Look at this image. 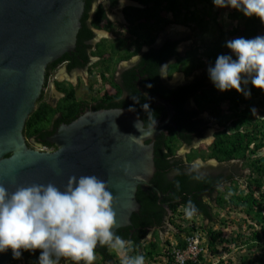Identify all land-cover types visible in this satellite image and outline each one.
Listing matches in <instances>:
<instances>
[{
  "label": "trees",
  "instance_id": "trees-1",
  "mask_svg": "<svg viewBox=\"0 0 264 264\" xmlns=\"http://www.w3.org/2000/svg\"><path fill=\"white\" fill-rule=\"evenodd\" d=\"M90 1H86L78 35L79 58L71 61L70 70L85 66L84 62L89 56L83 39L94 35L88 21L92 9ZM133 1L140 4L125 8L124 15L129 25L122 27L135 39V50H124L128 42L124 32L119 40H105L93 51L95 55L104 57L109 53L108 48L114 54L116 51V56L102 59V66L97 70L103 80H108L114 76L116 64L121 60H130L143 47L152 46L143 57L144 70L142 63L133 66L123 73L118 84L113 82L119 88L118 92L128 90L129 101L121 100L118 92L108 99V96H103V103L107 102L108 106L100 102L102 98L94 95L81 100L77 97L76 87L56 81L64 96L52 106L44 90L37 109L26 123L25 135L28 140L35 139L44 146L55 148L47 137L60 122L74 120L82 107L89 104L97 109L127 107L143 119L145 126H150L157 119L166 118L167 112L141 91L144 89L150 94L174 97L172 104L176 110V126L168 128V133L158 135L155 141L156 173L152 180L164 192L161 202L169 205L172 214L168 215V210L158 203L157 192L139 189L137 198L142 205L141 211L133 214L130 226L113 234L117 243L115 249L110 251L106 236L103 238L106 244L102 248L91 245L90 250L99 251L106 260L105 264H157L160 256L165 258L162 264H173L177 252L188 247L189 238L200 235L199 246L202 250L195 260H187L183 264H264V117H258L255 111V107H264V0H251L245 4L237 1L235 9L229 13L228 17L236 24L227 31L228 35L237 36L241 43L239 53L233 55L225 53L231 44L224 39L226 31L219 10L213 12L210 6L191 9L192 5L204 4L208 0ZM119 2L110 0L111 8L118 7ZM101 7L98 22L107 14L106 9ZM172 12L174 17L170 18L168 15ZM207 20L212 21L209 28L205 26ZM97 21L94 23L96 26ZM173 23L191 27L196 32V41H200L204 35L210 36V39H202L200 44L185 49L187 46H183V43L186 38H167L160 49H154L157 30ZM111 26L113 23L108 28ZM149 26L151 32L146 35L143 31L148 30ZM156 26L158 28L154 33ZM103 45L107 47L102 48ZM69 54L48 65L45 88L49 85L51 71H55ZM163 67L169 78L181 71L187 76L195 74V78L174 88L167 84L159 85ZM209 67L213 69L215 83L209 78ZM94 69L91 74H95ZM142 74L150 77L142 82L140 89L136 87V80ZM120 83H123L122 88ZM192 98L196 107L190 105ZM204 112L215 117L223 128L215 133V141L211 145L195 149L194 139L203 137L209 124V120L203 117ZM182 146L191 147V152L185 155L186 159L178 157ZM198 158L204 161L214 158L224 166L216 169L198 165L195 163ZM232 160L242 161L249 173H237V164ZM215 207H229L230 211H235L237 219L232 220L235 226L225 220L217 224L220 213L215 212ZM186 214L192 216V224H188L189 220L184 218ZM169 224L176 229L171 230L178 241V248L174 251L171 241H165L162 236L169 230ZM151 229H154L153 238L149 239ZM82 243L83 239L77 237L72 250H79ZM219 247L234 255L227 260L223 256L218 257ZM39 248L40 252L32 256L30 264L51 262L52 255L45 251L47 247ZM118 250L125 253V260H121ZM27 252L26 249L24 255ZM75 260V264H83L78 254Z\"/></svg>",
  "mask_w": 264,
  "mask_h": 264
},
{
  "label": "water",
  "instance_id": "water-1",
  "mask_svg": "<svg viewBox=\"0 0 264 264\" xmlns=\"http://www.w3.org/2000/svg\"><path fill=\"white\" fill-rule=\"evenodd\" d=\"M85 7L86 0H0V264L64 235L98 244L132 224L139 189L157 192L159 204L164 196L152 179L155 140L175 126L167 99L141 91L167 111L150 126L127 108L86 110L47 138L52 151L25 135L48 65L76 50Z\"/></svg>",
  "mask_w": 264,
  "mask_h": 264
},
{
  "label": "flooded vegetation",
  "instance_id": "flooded-vegetation-1",
  "mask_svg": "<svg viewBox=\"0 0 264 264\" xmlns=\"http://www.w3.org/2000/svg\"><path fill=\"white\" fill-rule=\"evenodd\" d=\"M87 1V0H86ZM120 5L116 8H111V3L110 0H91V13L88 17V21L90 26L92 27V31L94 33V35L91 38H84L83 39V45H86L88 48V52H89V56L87 59V62L85 64V66L82 67H75L74 69L70 70L68 67L70 66L71 61L73 62L75 59H77L78 56V50H77V46H78V40H77V46H76V50L74 52H71L69 54L68 57H66V59L64 61H62V63H59L58 68L55 71H51V75H50V80H49V86H50V93L49 95L46 97L47 101L52 105H56L57 102L64 96V93L60 92L57 85H56V81L59 82H64L66 84V86H74L76 87V92H77V97L78 96V83H82L83 86L87 87L90 86V90H94L95 83L97 82L98 79L97 77H99V72L98 74H91L92 69H94V67H96L93 72H96L98 70V67L102 66V59L106 58V57H111L112 55L115 54L114 52H110V48H108V55L106 57L104 56H99V55H95L93 53V51H95L97 49V46L100 43H103L105 40H119L120 38H122V34L125 32V28H127V26L129 25V23L126 20V17L124 15V10L128 5H134L137 4L138 2L133 1V0H119ZM101 6H103V9H106V16L100 19V21L98 22L97 18L99 15V11L102 8ZM112 9V10H111ZM95 21L98 22V26L94 25ZM113 23V26H111V28L109 27V24ZM124 26V27H122ZM148 30L143 31V33H145L146 35L149 34L150 31V26L148 27ZM158 26L155 27L154 29V33L156 32ZM157 41L155 43V45L153 46L154 49L158 50L160 49L167 38L170 39H174L175 36L179 35V33H177L176 30L171 29L168 30V27L166 28H160L157 30ZM126 33V32H125ZM128 42L126 43L127 45H125L124 50H126L128 48V50L134 51L135 50V46H134V41L135 39L132 36H129V33H126ZM178 39V38H176ZM102 48L107 47V45H103L101 46ZM152 47V46H151ZM150 46H145L143 47L138 54L132 56V58H130V60H121L118 64H116V69L114 72V76L108 80H103L102 78L100 79V86L99 89L97 90V92H94V94L92 92H90L88 94V96H98L101 99L100 102L103 103V96L106 95L108 96V98H110L111 95L115 94L117 95L118 92V87H115L113 82L117 83L119 81H121V77H123V73L126 72L129 68L131 67H136L139 66L142 63V69H145V66L143 65V57L145 55L146 52L150 51ZM116 56V55H115ZM61 59V58H60ZM70 60V61H69ZM81 60V59H80ZM57 61V60H56ZM81 62V61H80ZM51 64V63H50ZM46 75H47V71H46ZM82 76L84 77L85 82L82 79ZM150 76L147 75L145 76L144 74L141 75V77L136 80V87L140 89H142L141 84L143 81L146 80V78H149ZM88 78V79H87ZM94 78V80H93ZM97 80V81H96ZM147 82V81H146ZM145 82V83H146ZM159 85H168L171 88L177 87V85L172 84L171 82H167V74H166V68L163 67V75L159 80ZM121 88L123 87V83H120L119 85ZM123 91L118 92V94H120V99L121 100H128L129 101V94H128V90L127 89H122ZM144 90V89H143ZM54 91V92H53ZM145 91V90H144ZM146 92V91H145ZM53 93L55 95H57L58 97H54ZM92 93V94H91ZM148 93V92H147ZM52 94V95H50ZM150 94V93H149ZM151 95H155L154 93ZM81 98V97H79ZM87 98H81V100H87ZM192 100H190L189 102H191ZM104 106H108V103H103ZM94 105H87L82 107V111H80L81 115L82 113H84L86 110H100L97 108L93 107ZM115 108H127V107H112V108H101V109H115ZM78 115V116H79ZM77 116V117H78ZM76 119V118H75ZM74 119V120H75ZM73 121V120H72ZM70 121V122H72ZM69 122V123H70ZM69 123H65V122H60L58 124V126L56 128H58L61 124H69ZM178 157H183L185 158L184 155L179 154L178 153ZM186 159V158H185ZM201 159L197 160L198 162H200ZM168 209V208H167ZM168 215L171 214L170 210L168 209ZM168 226V223L166 224ZM167 232V231H166ZM76 235V236H75ZM113 236V235H112ZM112 236H108L109 238V242L108 243V248L110 249V251H113L112 248L115 247L117 245L116 241H114ZM62 237H65L64 240L61 242H58L57 246L59 248V250H62V256L61 259L59 261H56V264H75V258L77 257H81V261L83 262V264H105L106 260H103L102 255L100 254L99 251H92L90 250V246H94L95 248H102V245H105L106 241H104V239L101 237L99 238V242L98 244H94V243H86V234H73V235H64L61 237L56 238L54 241H58V239H61ZM82 238L83 239V243L82 245L79 247V250L77 251H73V244L75 243L76 238ZM50 243H46V244H37V243H31L30 245H36V247L38 248V250L35 249V253H37L38 251L40 252V248L41 246H48ZM28 250V248H27ZM46 252H50V254L52 255V260L51 262L55 261V255L52 252V248H47ZM32 262V261H31ZM27 263V261L25 262V264ZM109 263V262H108ZM24 264V263H22Z\"/></svg>",
  "mask_w": 264,
  "mask_h": 264
},
{
  "label": "rangeland",
  "instance_id": "rangeland-1",
  "mask_svg": "<svg viewBox=\"0 0 264 264\" xmlns=\"http://www.w3.org/2000/svg\"><path fill=\"white\" fill-rule=\"evenodd\" d=\"M240 2L242 4H245L246 2H250L251 0H209L208 3L206 4L207 7L210 6V8L212 9L213 8V12L215 11H218L220 12L219 16L221 17L222 21L224 22V30L226 31V35L224 37V39H227L228 42L231 44V47L230 48H226L225 49V53L229 54V55H233V54H237L239 53V47L241 46V43L240 41L238 40V37L237 36H229L228 34V30L231 29L233 27L235 23V21L231 20L228 15L231 11H233V9H235V3L236 2ZM205 6V5H204ZM202 7V5H199V8ZM204 8V7H203ZM172 14V13H171ZM212 21L210 20H207V24L205 25L207 28H209V26L212 24L211 23ZM176 29L178 33H180V36L182 37H188V39H186V41L183 43V46H187V48L185 49H189L191 46H194V44H200L202 41V39H210V36H207V35H204L201 37V40L200 41H196L195 38L193 37V29L191 27H185V26H181L179 28L175 27V26H170L168 28V30H171V29ZM218 34V33H217ZM216 34V35H217ZM199 53V52H198ZM235 64L232 63L230 65V67H232L233 65ZM210 72H212L211 70H209ZM185 75L183 74H174L173 75V78H172V82H175L177 80H184ZM82 79L83 81L85 82L84 80V77L82 76ZM88 79V78H87ZM98 81L97 82H94L95 83V86L93 87L94 88V91H91L90 90V86H83V84L81 83H78V96L81 97V98H89L88 94L90 92L94 93V92H97V90L99 89V84H100V79L99 77H97ZM94 80V78H93ZM214 81V80H213ZM183 82V81H182ZM46 97L49 95L50 93V90L49 89H46ZM54 92V91H53ZM91 93V94H92ZM52 95V94H50ZM53 96L54 97H58L57 95H55L53 93ZM256 113L260 116H264V107H257L256 108ZM204 116H207V114L205 113ZM180 152H185L183 150V148L180 149ZM216 166V165H215ZM217 169H219V167H217ZM215 212H219V216L217 215V224H220L223 220L226 221V223L228 224H232L233 226H235V224H233L232 220H235V218L237 219V215H235V211H230L229 210V207H226L224 209H221V208H217L215 207ZM184 218H190L189 220L191 221V218L192 216L189 215V214H186ZM172 229V230H176L175 227H173L172 225L169 226V230ZM169 230L164 234V237L165 238H169L170 240H172L174 238V235L172 234V232H169ZM65 237H62L61 239H58V241H53L50 243V245H48L47 248H52V252L54 253L55 255V261L54 262H48L46 264H56L55 262L56 261H59L61 259V256H62V250H59L57 246L58 242H61L64 240ZM35 249L38 250V248L36 247V245H29V248H28V252L21 256L19 259H18V262L17 264H22L24 262H31L32 260V256L34 255V252H35ZM46 251V249H45ZM218 253H220L218 255L219 256H223L225 258V260H227L229 258V256H232L234 254H229V251H224L223 247H219V251ZM119 256L121 258V260H125L126 256H125V253L124 252H120L119 253ZM236 258H235V263H236ZM14 264V263H12ZM40 264V263H39Z\"/></svg>",
  "mask_w": 264,
  "mask_h": 264
},
{
  "label": "clouds",
  "instance_id": "clouds-1",
  "mask_svg": "<svg viewBox=\"0 0 264 264\" xmlns=\"http://www.w3.org/2000/svg\"><path fill=\"white\" fill-rule=\"evenodd\" d=\"M209 1V0H208ZM208 1H205L204 2V4H199V5H202V7H200V9H202L203 7H205L206 6V4L208 3ZM140 3H137V4H134V5H136V6H138ZM199 5H192L191 6V9L192 10H196L197 8H199ZM205 5V6H204ZM174 12H172V14L170 13L168 16L170 17V18H172V16L174 17V14H173ZM170 26H175V27H177V28H179V27H181V26H185V27H189L188 25H185V24H181V23H173V24H169L167 27L169 28ZM166 28V27H165ZM174 30H176L175 28H174ZM177 31V30H176ZM158 32V31H157ZM194 34H193V37L195 38V36H196V32L195 31H192ZM178 33V32H177ZM188 37L189 36H187V37H184V38H186V39H188ZM176 38H183L182 36H180V33H179V35H177V36H175L174 37V39H176ZM209 70H211L212 72H210ZM95 74L97 75L98 74V72L96 71L95 72ZM175 74H183V75H185L184 76V80H177V81H175V82H172V78H173V76H171L170 78H169V76L167 75V82L169 81V82H171L172 84H175V85H177V87L178 86H180V85H183V84H187V83H189L190 81H193L194 80V78H195V74L194 75H192V76H187L184 72H176ZM208 74H209V78L211 79V81L213 82V83H215V81H216V78L214 77V75H213V69H212V67H209V69H208ZM99 77H100V79L102 78L101 77V75L99 74ZM214 80V81H213ZM183 81V82H182ZM46 89H51L50 88V86L48 85V87H46L45 88V91H46ZM152 96H160V97H162V98H164V99H167L168 101H170V103L172 104V101L174 100V97H169V98H166L165 96H162L161 94H156V95H152ZM150 100H152V99H150ZM192 101V103H190V105L191 106H193V107H196V103H195V100H194V98H192L191 99ZM153 101V100H152ZM153 102H155V101H153ZM156 103V102H155ZM173 105V104H172ZM174 106V105H173ZM38 107V106H37ZM174 108H175V106H174ZM227 107H225V109H226ZM256 108L257 107H255V111H256ZM167 112V111H166ZM207 114V116H204V114ZM257 114V113H256ZM175 115H176V110H175ZM257 116L258 117H261L260 115H258L257 114ZM203 117L204 118H206L207 120H209V124H208V127H207V130H206V133H205V135L203 136V137H197V138H195L194 139V144H193V148H195V149H197V148H202L203 146H209V145H211L214 141H215V133L216 132H218V130H220L221 128H223V127H220V125L216 122V119H215V117H213V116H211V114H209L208 112H204L203 113ZM264 117V116H263ZM162 119V118H161ZM165 119V118H164ZM163 120V119H162ZM206 120V121H207ZM173 122L175 123V116H174V118H173ZM175 126H176V123H175ZM170 127H172V126H170ZM170 127H168V128H170ZM167 128V129H168ZM57 129V128H56ZM165 130V131H163V132H166V133H168V130ZM55 132V131H54ZM53 132V133H54ZM162 132V133H163ZM52 133V134H53ZM51 134V135H52ZM160 135V134H159ZM50 136V135H49ZM48 136V137H49ZM47 137V138H48ZM158 137V136H157ZM28 139V138H27ZM157 139V138H156ZM48 141V140H47ZM156 141V140H155ZM28 142L33 146V147H35V148H38V149H40V150H43V151H48V150H55V148H49V147H47V146H44V145H42V144H40L39 142H37V141H35V139H31V140H28ZM181 148H183V150L185 151V152H180V149ZM180 149H179V151H178V153L179 154H182V155H186L188 152H191V147H188V146H182ZM199 159H201V158H198L197 160H199ZM196 160V164H198V165H202V166H204V165H207V166H211V167H214V168H216L217 169V167H220V162L217 160V159H214V158H212V159H209V160H207V161H204L203 159H201L200 161L201 162H198ZM233 162L232 163H234V164H237L236 165V169H235V171L237 172V173H244V174H246V173H249V169L248 168H246L245 166H244V163L242 162V161H239V160H232ZM216 165V166H215ZM222 167L224 166V164L223 165H221ZM231 166V165H230ZM221 167V168H222ZM156 173V172H155ZM153 180V179H152ZM162 191V190H161ZM163 192V191H162ZM163 194H164V192H163ZM163 198H164V196H163ZM162 198V199H163ZM162 201V200H161ZM160 204L161 205H163V204H165L166 205V207L170 210V213L172 214V212H171V208L169 207V205L168 204H166V203H162V202H160ZM217 208H219V207H217ZM188 220L190 219V218H187ZM192 219V218H191ZM188 224H192V221H188ZM171 224H169V226H170ZM171 230L172 229H170L169 230V232H171ZM153 232H154V229H152L151 230V233L149 234V236H148V238L149 239H152L153 238ZM77 234H80V233H77ZM165 234V233H164ZM164 234H162V236H163V238L165 239V241H167V240H170L169 238H165L164 237ZM197 234H198V232H197ZM76 236V235H75ZM187 238V237H186ZM200 238H201V236L200 235H197V236H195L194 238H189V240L191 239V240H193V241H197L198 242V244H199V242H200ZM54 241V240H53ZM53 241H50V242H48V243H51V242H53ZM171 241V248L173 249V251L174 250H176L177 248H178V241L175 239V236H174V238L172 239V240H170ZM30 245V244H29ZM29 245L25 248V250L29 247ZM50 245V244H49ZM46 247H48V246H46ZM113 249H115L114 247L112 248V250ZM25 250H24V252H25ZM184 251V250H183ZM182 251V252H183ZM24 252H23V254L21 255V256H23L24 255ZM118 252V254L120 253V252H123V251H121V250H118L117 251ZM20 256V257H21ZM126 256V255H125ZM19 257V258H20ZM18 258V259H19ZM18 259L17 260H15V261H13V262H11L10 264H12V263H14V264H17V262H18ZM187 260H194V259H191L190 257H187V258H185L184 260H182L179 256H178V253H177V255H176V257L174 258V262H173V264H183L185 261H187ZM32 261V260H31ZM165 261V258H164V256H160L159 258H158V260H157V264H162L163 262ZM30 263H32V262H27L26 264H30ZM46 263H48V262H44V263H40V264H46ZM24 264H25V262H24ZM34 264V263H33ZM35 264H39V262H37V263H35Z\"/></svg>",
  "mask_w": 264,
  "mask_h": 264
},
{
  "label": "built area",
  "instance_id": "built-area-1",
  "mask_svg": "<svg viewBox=\"0 0 264 264\" xmlns=\"http://www.w3.org/2000/svg\"><path fill=\"white\" fill-rule=\"evenodd\" d=\"M202 249L200 248L199 244L197 241L189 240V245L188 247L182 252L178 251V256L184 260L187 257H190L191 259H194L197 257V254L201 251Z\"/></svg>",
  "mask_w": 264,
  "mask_h": 264
}]
</instances>
